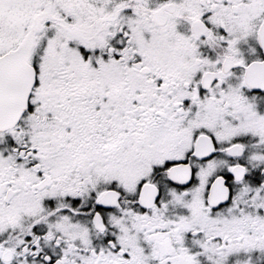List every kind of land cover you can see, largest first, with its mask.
Returning <instances> with one entry per match:
<instances>
[{
  "label": "snow or ice",
  "instance_id": "snow-or-ice-1",
  "mask_svg": "<svg viewBox=\"0 0 264 264\" xmlns=\"http://www.w3.org/2000/svg\"><path fill=\"white\" fill-rule=\"evenodd\" d=\"M0 264H264V0H0Z\"/></svg>",
  "mask_w": 264,
  "mask_h": 264
}]
</instances>
